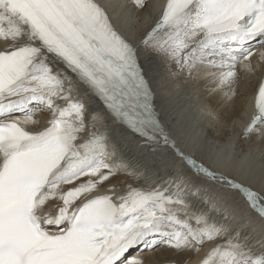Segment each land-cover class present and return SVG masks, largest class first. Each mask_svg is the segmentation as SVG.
Returning a JSON list of instances; mask_svg holds the SVG:
<instances>
[{
  "label": "snow or ice",
  "instance_id": "6c2138e0",
  "mask_svg": "<svg viewBox=\"0 0 264 264\" xmlns=\"http://www.w3.org/2000/svg\"><path fill=\"white\" fill-rule=\"evenodd\" d=\"M159 7L145 52L193 93L204 81L201 109L216 119L208 97L231 101L241 72L259 67L264 0ZM0 40V264H145L126 255L133 248L171 253L148 264H188L206 244L199 264H264V187L181 147L103 0H0ZM255 108L245 138L264 136V83ZM113 125L143 163L125 156Z\"/></svg>",
  "mask_w": 264,
  "mask_h": 264
},
{
  "label": "bare ground",
  "instance_id": "6f19581e",
  "mask_svg": "<svg viewBox=\"0 0 264 264\" xmlns=\"http://www.w3.org/2000/svg\"><path fill=\"white\" fill-rule=\"evenodd\" d=\"M103 2L108 6L114 22L123 34L140 49V63L157 93L155 100L157 110L181 147L201 162L230 172L257 190L264 187V136L254 135L245 138L242 135L245 125L256 113L257 91L264 79V61L260 60L264 49L257 47L252 57L254 66L259 63L257 70L251 74L241 72L240 79L234 86L236 95L231 101L224 100L223 94L208 97L210 108L217 113V118L211 119L201 109V100L206 97L208 85L201 81L199 94L193 93L190 86L183 84L181 77L172 75L176 71L174 64H166L158 56L148 54L144 50L142 40L150 31V27L154 26L155 19L161 11L159 6L163 5L165 0H148L149 5L157 7L144 11L138 10L132 0ZM5 43L0 40V48H3ZM87 103L91 108L103 109V105L95 97ZM39 118L44 121L46 116L41 114ZM112 135L133 165L143 163L132 147L130 139L122 135L121 130L114 125ZM166 174V171H161L159 178ZM117 190L123 191V188L118 184ZM249 214L252 213L249 211ZM256 227L259 229V222ZM210 246L206 244L200 253L192 254L188 264H199ZM170 255L171 253L167 251L160 253L135 251L129 258L143 257L145 264H148L149 261L162 260Z\"/></svg>",
  "mask_w": 264,
  "mask_h": 264
}]
</instances>
